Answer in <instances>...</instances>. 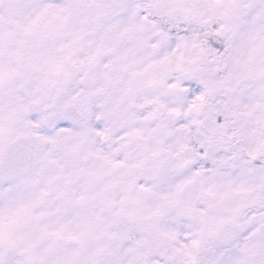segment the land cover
Returning <instances> with one entry per match:
<instances>
[{
  "label": "snow or ice",
  "instance_id": "1",
  "mask_svg": "<svg viewBox=\"0 0 264 264\" xmlns=\"http://www.w3.org/2000/svg\"><path fill=\"white\" fill-rule=\"evenodd\" d=\"M0 264H264V0H0Z\"/></svg>",
  "mask_w": 264,
  "mask_h": 264
}]
</instances>
